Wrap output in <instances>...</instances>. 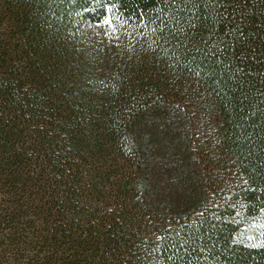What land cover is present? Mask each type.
<instances>
[{
    "label": "trees",
    "instance_id": "obj_1",
    "mask_svg": "<svg viewBox=\"0 0 264 264\" xmlns=\"http://www.w3.org/2000/svg\"><path fill=\"white\" fill-rule=\"evenodd\" d=\"M0 264H264V0H0Z\"/></svg>",
    "mask_w": 264,
    "mask_h": 264
}]
</instances>
